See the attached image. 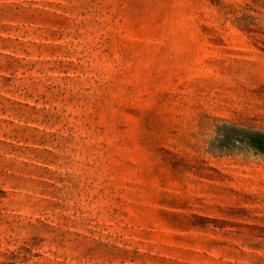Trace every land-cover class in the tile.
Listing matches in <instances>:
<instances>
[{"label":"rangeland","instance_id":"obj_1","mask_svg":"<svg viewBox=\"0 0 264 264\" xmlns=\"http://www.w3.org/2000/svg\"><path fill=\"white\" fill-rule=\"evenodd\" d=\"M263 5L0 0V264H264Z\"/></svg>","mask_w":264,"mask_h":264},{"label":"trees","instance_id":"obj_2","mask_svg":"<svg viewBox=\"0 0 264 264\" xmlns=\"http://www.w3.org/2000/svg\"><path fill=\"white\" fill-rule=\"evenodd\" d=\"M263 8H264V5H263ZM248 31L251 32V33H254L255 36H256V33L259 32V30H255V29H253V28H248ZM255 36H254V37H255ZM257 38H259V36H258ZM255 120H257V121L260 122V124L258 125V127H260V129L264 131V114L256 116ZM252 127H253V128H256L257 125L252 126ZM260 134H261V133H260ZM263 134H264V132H263Z\"/></svg>","mask_w":264,"mask_h":264}]
</instances>
